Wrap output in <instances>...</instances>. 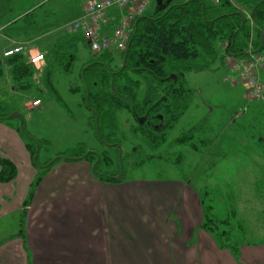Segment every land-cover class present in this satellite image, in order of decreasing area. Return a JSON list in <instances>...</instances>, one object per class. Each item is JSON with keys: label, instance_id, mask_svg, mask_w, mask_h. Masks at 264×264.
<instances>
[{"label": "rangeland", "instance_id": "374dc122", "mask_svg": "<svg viewBox=\"0 0 264 264\" xmlns=\"http://www.w3.org/2000/svg\"><path fill=\"white\" fill-rule=\"evenodd\" d=\"M84 2L0 0V51L5 44L15 42L28 43L31 50L42 53L41 46L51 45L50 40L62 31L61 26L78 16ZM235 5L247 12L237 0ZM159 9L161 7L157 8L156 1L151 0L144 15ZM221 12L222 8H214L209 14L216 16ZM75 48L78 51L77 68L79 61L88 58L89 51L78 42ZM219 49L222 50L221 46ZM115 55L114 65L118 66L121 55ZM234 59L226 57L222 64L215 61L212 70L185 75L184 86L191 95L189 106L175 126L165 130V142L156 149L139 133L133 132L137 126L135 120L126 111H118L111 139L120 146L119 153L115 148L106 147L109 143L96 136L92 115L80 101L83 87L78 70L70 78L59 70H53L51 82L58 95L55 96L45 86L43 93L35 88L20 89L0 65V117H7L5 124L0 126V158L6 155L4 131L11 127L17 130V144L23 142L26 148L33 145L35 148L34 156L27 148V166L34 171V181L25 199L26 205L30 204L35 180L45 173V164L60 156L72 158L82 150L95 151L96 154L106 153L112 161L110 167L99 163L97 173H120L122 169L121 181H188L190 190L198 193L201 203L213 206L219 217L224 218L226 210L234 211V221L247 241L256 242L264 238V156L258 140L264 137V101L250 100L241 82L227 81L234 73ZM41 66L36 67V75ZM262 72L259 71V78L264 79ZM129 76L139 82L136 90L138 103L146 97L149 87H155L158 95L162 92L164 85L160 86L147 75ZM39 84L43 85L41 76L35 82V85ZM72 88H77L80 96L75 95ZM36 97L43 103L39 107H31L32 99ZM201 123H204L202 134L194 141L202 142L204 146L194 151L189 143L173 144ZM102 133L105 135L108 131L102 130ZM14 153L19 155L17 148ZM14 158L18 160L15 155ZM18 165L23 171L19 161ZM26 214V209H23L19 216H3L0 219V236L11 235L17 225H24Z\"/></svg>", "mask_w": 264, "mask_h": 264}, {"label": "crops", "instance_id": "0c3cea01", "mask_svg": "<svg viewBox=\"0 0 264 264\" xmlns=\"http://www.w3.org/2000/svg\"><path fill=\"white\" fill-rule=\"evenodd\" d=\"M103 32L111 34L109 29ZM64 34L58 31L51 40ZM16 44H5L1 51ZM77 59L75 49L73 72L88 60L79 61L76 68ZM0 63L7 71L2 52ZM41 64L38 74H43L46 60ZM38 74L34 83L42 77ZM43 86L36 85L41 93L46 91ZM36 99L41 104L33 106ZM32 102L31 107L43 103L37 97ZM16 131L13 127L4 131V157L14 164L17 175L0 184V219L19 216L23 209L27 214L13 234L0 236V264H264V238L246 240L234 258L200 229L202 203L188 181L105 182L86 160L59 161L45 171L25 207L34 171L27 166V148L16 142Z\"/></svg>", "mask_w": 264, "mask_h": 264}, {"label": "trees", "instance_id": "16d2710c", "mask_svg": "<svg viewBox=\"0 0 264 264\" xmlns=\"http://www.w3.org/2000/svg\"><path fill=\"white\" fill-rule=\"evenodd\" d=\"M167 1L163 0L162 3ZM237 1L246 8L249 15L254 10L252 18L243 21L246 15L242 10L226 1L213 6L205 0H173L156 12L142 15L133 21L119 68L111 67L113 55L108 51L102 52L96 58H90L81 67L79 75L83 83L82 100L92 115L96 136L100 141L115 143L111 139V131L116 128L115 117L118 111L137 115L142 113V108L152 105L157 107L165 119L161 133L153 135L150 142L151 147L156 149L165 142V130L172 129L189 106L190 90L184 86L186 74L212 70L211 66L215 61L218 60L222 64L226 57L247 59L253 53L264 51V1ZM214 8H222V12L211 16L209 13ZM77 42H84L81 35L65 33L56 40H50L51 45L41 46L46 60L42 74L43 85L52 95L58 96L51 82L53 70H59L64 76L74 74L73 62ZM4 61L8 74L20 89L35 88L41 93L33 81L36 72L25 55H14ZM129 74L147 75L158 84L172 80L170 76L174 75L176 81L161 96L155 89L150 88L143 104L139 106L135 101L139 82L133 80ZM5 118L0 117V121H5ZM203 125L204 123H201L193 127L173 144L189 143L191 149L197 151L203 144L194 140L202 134ZM102 130L108 133L104 135ZM137 131L145 137L150 132L145 125H138ZM258 140L264 156V137L261 136ZM27 148L34 156V145ZM81 160H86L94 166L93 172L100 180L116 182L115 177L119 172L97 173L99 163L108 167L112 165L106 153L96 154L82 150L72 158L57 157L43 168L46 171L59 161ZM16 175L14 164L6 158H0V184L11 182ZM40 180L41 177L36 179L34 185ZM26 204L27 201L25 207ZM202 211L203 222L200 229L213 237L220 250L238 258L241 245L247 241L242 229L234 221V211L226 210L224 218L217 215L213 206L202 204Z\"/></svg>", "mask_w": 264, "mask_h": 264}, {"label": "built area", "instance_id": "2783aa9c", "mask_svg": "<svg viewBox=\"0 0 264 264\" xmlns=\"http://www.w3.org/2000/svg\"><path fill=\"white\" fill-rule=\"evenodd\" d=\"M213 6L226 1L237 8L236 0H205ZM151 0H87L80 15L64 24L61 29L67 34L78 33L88 45L92 55L102 52L124 53L132 30L133 21L144 15ZM109 29L111 34H104ZM25 55L34 68L44 61V56L33 52L27 43L11 46L3 51V58ZM234 73L227 79L230 83L241 82L250 100L264 101V79L259 71H264V51L251 54L247 59H234ZM40 105L39 100L33 106Z\"/></svg>", "mask_w": 264, "mask_h": 264}, {"label": "flooded vegetation", "instance_id": "af4514ba", "mask_svg": "<svg viewBox=\"0 0 264 264\" xmlns=\"http://www.w3.org/2000/svg\"><path fill=\"white\" fill-rule=\"evenodd\" d=\"M113 55V62H112V68H114V69H117V68H119L120 67V64H121V56H120V64L117 66V65H114V60H115V57H116V55H114V54H112ZM90 58H96V56L95 55H92V54H90L89 53V57H88V60H90ZM87 60V61H88ZM176 81V80H175ZM173 79L172 80H170V81H166V82H163L162 84H160V86H163V88H162V92L160 93V96L168 89V87H170L174 82H175ZM80 82H81V84H82V87H83V83H82V81H81V79H80ZM77 87H78V85H77ZM139 88V87H138ZM150 88H153V89H155V87H149L148 88V90L150 89ZM77 89V88H76ZM76 89H74L73 90V88L71 89L72 91H74V92H78ZM137 90V89H136ZM155 92H156V89H155ZM136 97H137V95H136ZM146 98V97H145ZM144 100V99H143ZM143 100H142V102H143ZM135 101H136V103H138L137 102V100L135 99ZM138 103V105L139 106H141L143 103ZM143 110H142V113H137V115L135 114V115H132L131 113H129V112H127L131 117H132V119H134L135 120V123H137V126L138 125H140V126H142V125H145V126H148V130L150 131L149 132V134H147V137H145V136H143L139 131H137V126H136V128L133 130V132H137V133H139L147 142H149V144H150V146H151V139L153 138L152 136L153 135H158V134H160L161 133V128H162V125L164 124V122H165V119H164V117H163V115L162 114H160V111L157 109V107H155V106H150V107H146V108H142ZM117 145V143H109L108 145H106V147H108V148H115V149H117V152L119 153V151H120V146L119 147H117L116 146ZM91 152H95V151H91ZM119 159V158H118ZM141 159H143L142 157H141ZM119 161H120V159H119Z\"/></svg>", "mask_w": 264, "mask_h": 264}, {"label": "water", "instance_id": "95a60500", "mask_svg": "<svg viewBox=\"0 0 264 264\" xmlns=\"http://www.w3.org/2000/svg\"><path fill=\"white\" fill-rule=\"evenodd\" d=\"M156 4H157V8H163L164 6L168 5L169 2L173 1V0H168L165 4H163V0H155ZM264 1V0H263ZM254 14V10L250 13L249 17L252 18ZM247 19V17H243V21H245ZM264 35V32H262V36ZM246 54V53H245ZM171 79H173L174 81L176 80V76L171 75L170 76ZM13 116H17L20 117L19 115H13ZM100 139V138H99ZM117 147H119V145H116ZM94 169V166L92 167ZM123 178V173L122 170L120 171L119 175L115 178L116 181H121Z\"/></svg>", "mask_w": 264, "mask_h": 264}]
</instances>
